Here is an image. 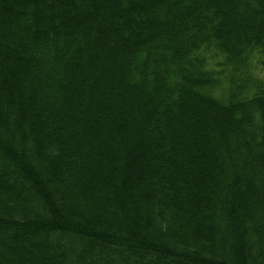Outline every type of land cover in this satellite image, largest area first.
I'll use <instances>...</instances> for the list:
<instances>
[{
  "label": "trees",
  "instance_id": "obj_1",
  "mask_svg": "<svg viewBox=\"0 0 264 264\" xmlns=\"http://www.w3.org/2000/svg\"><path fill=\"white\" fill-rule=\"evenodd\" d=\"M264 0H0V264H264Z\"/></svg>",
  "mask_w": 264,
  "mask_h": 264
},
{
  "label": "rangeland",
  "instance_id": "obj_2",
  "mask_svg": "<svg viewBox=\"0 0 264 264\" xmlns=\"http://www.w3.org/2000/svg\"><path fill=\"white\" fill-rule=\"evenodd\" d=\"M259 72H260L261 75L264 77V68H259Z\"/></svg>",
  "mask_w": 264,
  "mask_h": 264
}]
</instances>
